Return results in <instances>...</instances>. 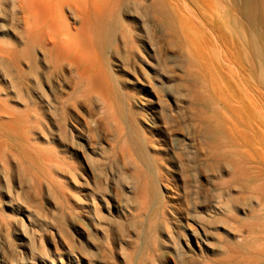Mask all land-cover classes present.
<instances>
[{
	"label": "bare ground",
	"instance_id": "1",
	"mask_svg": "<svg viewBox=\"0 0 264 264\" xmlns=\"http://www.w3.org/2000/svg\"><path fill=\"white\" fill-rule=\"evenodd\" d=\"M172 220L181 263L264 264V0H0V264H148Z\"/></svg>",
	"mask_w": 264,
	"mask_h": 264
},
{
	"label": "rangeland",
	"instance_id": "2",
	"mask_svg": "<svg viewBox=\"0 0 264 264\" xmlns=\"http://www.w3.org/2000/svg\"><path fill=\"white\" fill-rule=\"evenodd\" d=\"M104 150L105 151L102 157L104 163L108 168H111V170L116 172L117 174H119V172H123L127 175H132L134 173L133 170H131L128 166L127 162L120 157L119 152L115 151L114 142L112 141L111 136H109L104 143ZM114 160L117 161V167H114V165H112V162ZM180 167L183 171L180 172L177 168L174 175V180H177L178 173H182V177H184V180L186 182V158L184 156H182ZM178 183L180 182L177 181V184ZM122 188V193L118 194L117 199L125 203H130V207L128 208H130L131 215L127 216L126 219L135 217V219L139 221V224H143L145 214H147L149 211L148 206H145L147 204L141 203L136 208L133 204L135 191L132 189L131 185L128 183H124V186ZM143 206H145L146 208H143ZM139 212L142 215L140 217H137ZM181 221L186 226L185 216H183ZM127 225L128 226H125V233L127 235L125 236V241L123 243V256L126 253H132L136 244L140 243L141 241V237L135 235L132 226H129L130 224ZM112 226L113 224L111 225V227ZM184 233L185 232L182 226L176 220H172L170 222H167L166 224L164 223L162 229L157 231L156 237L154 238V244L152 246V249H150V260L148 264H186V256L184 257L183 263H181L179 262L177 256L174 254V251H172L175 247V243L178 240L182 243V245L186 247L183 237ZM97 235V238L94 237L91 240L85 238L82 239L84 248H82L80 252L85 253L88 250L89 253L94 256L93 262L91 264H133L132 260H123L122 257L118 255L119 253H116V255L114 254V256L112 255L111 238H104L100 233H98ZM162 241L164 242V247L159 244V242ZM51 242L52 246H54L53 244H55V246L58 247V250L61 251L60 246L57 242H53V240H51Z\"/></svg>",
	"mask_w": 264,
	"mask_h": 264
}]
</instances>
